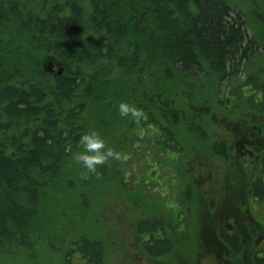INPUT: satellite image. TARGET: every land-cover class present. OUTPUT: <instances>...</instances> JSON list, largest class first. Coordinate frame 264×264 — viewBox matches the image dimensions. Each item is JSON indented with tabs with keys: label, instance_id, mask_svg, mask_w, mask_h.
<instances>
[{
	"label": "trees",
	"instance_id": "obj_1",
	"mask_svg": "<svg viewBox=\"0 0 264 264\" xmlns=\"http://www.w3.org/2000/svg\"><path fill=\"white\" fill-rule=\"evenodd\" d=\"M259 41L250 35L243 12L228 0H0V264H10L11 253L25 257L43 240L64 252L66 264H76L66 237L75 228L61 234L64 227L58 226L72 220L69 210L79 201L88 203L94 183L110 177L98 173L93 186L84 182L79 190L75 185L87 173L72 158L82 150L80 136L95 129L106 140L109 108L118 111L121 101L139 107L141 96L135 92L158 79L165 83L150 98H160L163 105L164 88L175 85V94L185 96L180 82L192 88L205 83L213 93L225 84L239 92L234 79L264 55V41ZM166 70L172 77L166 79ZM248 74H256L251 66ZM254 82L264 92V83ZM191 106L204 107L200 101ZM174 134L156 137L161 146L155 149L175 151ZM115 144L108 143L119 148ZM230 144L214 141L211 150L226 156ZM255 151L262 156L261 172L247 191L264 204V146L255 145ZM235 193L241 198L246 190L240 184ZM218 228L219 235L209 233L207 240L220 253L240 256L241 235ZM136 230L151 258L172 250H157L172 239L160 238L154 221L140 219ZM77 237L81 264H102V240ZM251 259L248 264H264V256L255 253Z\"/></svg>",
	"mask_w": 264,
	"mask_h": 264
},
{
	"label": "rangeland",
	"instance_id": "obj_2",
	"mask_svg": "<svg viewBox=\"0 0 264 264\" xmlns=\"http://www.w3.org/2000/svg\"><path fill=\"white\" fill-rule=\"evenodd\" d=\"M228 1L236 10L243 12L250 35L264 41V0ZM261 51L264 54V50ZM257 56L234 79L239 92H231L225 84L213 93V88L205 83L192 88L191 84L180 82L185 96L175 94V85L170 90L164 88L166 91L162 93L167 103L163 105L158 101L160 98H150V94L165 83L158 79L153 85L135 92L141 96L138 107L143 112L141 118L134 120L120 116L116 119L113 113L118 111L114 107L109 108L112 115L104 119L108 132L106 141L119 146L116 149L121 152V159L98 166L97 173L87 172L85 181H77L75 185L80 186L79 190L84 182L85 186L88 182L93 186V176L98 173L106 179L112 173L118 176L109 177L104 184L102 181L98 185L94 183L93 193L86 199L88 203L84 204V199L79 201L76 208L69 210L72 220L59 224L60 230L64 227L61 234L75 228L71 237L66 236L74 263H82L75 242L80 239L77 237L80 233L100 239L106 245L102 264H248L256 250L264 249L261 243L264 240V204L247 191L249 182L259 171L255 165L260 167L262 162L243 160L241 148L238 153L229 148L226 156L215 155L211 150L214 141L232 143L231 138L237 140L242 138V132L246 134L241 130L234 132L233 128L239 126V120H243L246 128L247 119L251 118L254 109L245 104L246 97L235 99L231 96L237 97L240 90L244 95L251 91L247 86L250 78L256 83H264V76L259 75L264 73V55ZM249 66L256 77H245ZM168 71L164 72L166 79L172 77ZM170 75L175 76V72H170ZM228 99L231 107H227ZM196 101L204 107L193 108L191 104ZM146 102L150 104L146 106ZM157 125L171 131L168 133ZM171 132L176 140L175 151L169 148L164 153L159 152L161 145L156 137L161 138ZM242 165L251 177L247 178L240 171H244ZM240 184L246 190L241 198L235 193ZM143 218L158 225L160 238L172 239L157 250L171 247V251L155 258L145 253L142 237L136 230L137 222ZM254 219L262 222L258 230L254 228L258 223L249 225ZM220 226L241 235L242 250L237 258L231 256L230 251L229 254H220L217 244L207 240L209 233L217 234ZM256 230L260 232L259 238L254 237ZM59 238H54L55 245H59ZM22 254L17 252L12 256L11 253L7 259L11 260L10 264H66L64 252L50 247L44 240L31 247V252H27L25 257L20 256Z\"/></svg>",
	"mask_w": 264,
	"mask_h": 264
},
{
	"label": "flooded vegetation",
	"instance_id": "obj_3",
	"mask_svg": "<svg viewBox=\"0 0 264 264\" xmlns=\"http://www.w3.org/2000/svg\"><path fill=\"white\" fill-rule=\"evenodd\" d=\"M259 75L264 76V73L259 74ZM245 77H256V76H253L252 74H248ZM259 82H261V81H258L257 83H259ZM255 85H256L255 82L252 80L251 85H250V87L252 89L251 91H247L246 94L244 95L243 94L244 91L240 90V93H236V94H238L237 97H235L234 95L231 96V98H235V99L243 98V96L246 97L245 98V104H247L250 108L254 109V111H252L251 118L247 119V122L245 124V125H247L246 128L248 130H246V128L243 124V120H239V126L238 127H236V128L232 127L234 132H238V130H241V131H246L245 132L246 134H244V132H242V138H238L237 140H235V138H231L232 143L230 144L231 145L230 149L236 150L238 153V151L241 148L243 160H245L247 162L251 161L253 163H261L262 162V156H260L255 151V145L264 146V109L260 108V107H262L260 105L264 104V92L262 90L258 89L257 86H255ZM233 86H235V84ZM227 102H228L227 107H229V106L231 107V100L228 99ZM162 140H164V136L162 137ZM229 150H228V152H230ZM254 157H256L257 160H255ZM255 167L259 168V171L257 173V175H259L261 172V169H260L261 166L259 167V165H255ZM255 167H254V169H255ZM242 168L244 169V171L243 170H240V171L242 173L246 174L247 178L251 177L248 175L247 172H245L246 169H245L244 165H242ZM257 175L254 177V179L252 181H255L257 179ZM253 221L254 222L253 223L250 222L249 225L253 226L252 224L255 225L256 223H258L257 226L255 225V227H254V228H257V230H258V225H261L262 222H260L256 219H254ZM257 230L255 232H257ZM228 232H230V230H228ZM218 235H219L218 233L215 234L216 237ZM254 237L259 238L260 232H257L256 235H254ZM261 243L264 246V240ZM207 246H209V245H207ZM263 251H264V249H262L260 247L258 250H256L255 253H256V255L259 256L260 254H263ZM227 254H229V250L227 251Z\"/></svg>",
	"mask_w": 264,
	"mask_h": 264
},
{
	"label": "clouds",
	"instance_id": "obj_4",
	"mask_svg": "<svg viewBox=\"0 0 264 264\" xmlns=\"http://www.w3.org/2000/svg\"><path fill=\"white\" fill-rule=\"evenodd\" d=\"M118 113L121 117L134 120L143 115L141 109L127 101L119 103ZM79 144L82 145V150L73 153L72 158L88 173H97L98 166H104L121 159V152L109 146L102 134L95 129L84 132L80 136Z\"/></svg>",
	"mask_w": 264,
	"mask_h": 264
},
{
	"label": "water",
	"instance_id": "obj_5",
	"mask_svg": "<svg viewBox=\"0 0 264 264\" xmlns=\"http://www.w3.org/2000/svg\"><path fill=\"white\" fill-rule=\"evenodd\" d=\"M62 72H63L62 69L58 71L59 74H62Z\"/></svg>",
	"mask_w": 264,
	"mask_h": 264
}]
</instances>
